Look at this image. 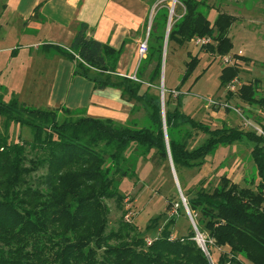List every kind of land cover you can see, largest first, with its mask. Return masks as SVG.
Returning a JSON list of instances; mask_svg holds the SVG:
<instances>
[{
  "label": "trees",
  "instance_id": "1",
  "mask_svg": "<svg viewBox=\"0 0 264 264\" xmlns=\"http://www.w3.org/2000/svg\"><path fill=\"white\" fill-rule=\"evenodd\" d=\"M180 2L184 13L171 26L167 46H182L195 37H207L210 43L200 47L203 52L218 57L231 55L227 33L235 18L218 13L211 24L198 10V2ZM160 41L157 25H152L147 64L155 53L158 59L144 91L148 65L141 66L136 80L118 75L117 52L89 37L85 24L79 26L69 51H60L75 64L74 74L93 81L97 88L119 89L123 99L140 104L151 127L130 128L67 109L34 108L14 96L5 102L0 95V264H264L262 138L234 127L210 129L182 112L181 88L197 67L196 59L185 64L174 101L173 91L165 88L163 121L160 96L150 93L151 88L158 90ZM233 56L237 61H248ZM239 73L238 63L224 66L220 87L226 88ZM258 88L257 80L242 83L236 92L227 91V98L235 95L249 106L263 108ZM183 124L189 125L190 132L176 141L171 130ZM11 126L18 128L17 141L11 139ZM197 134L205 135L203 142L189 148L188 142ZM244 138L253 144L251 159L258 179L254 189L239 187L222 175L212 189L199 187L187 195L183 192L199 235L207 233V254L197 243L192 227L185 235L172 237L176 224L172 218L148 242L146 233L158 228L161 215L150 220L145 235L123 217L116 228H109L106 201L122 209L125 195L116 183L126 176L123 168L128 153L139 151L146 156L154 151L166 163L170 158L178 175L181 169L200 168L218 146ZM178 181L180 184L179 176ZM211 246L226 249L216 262L211 258Z\"/></svg>",
  "mask_w": 264,
  "mask_h": 264
},
{
  "label": "rangeland",
  "instance_id": "2",
  "mask_svg": "<svg viewBox=\"0 0 264 264\" xmlns=\"http://www.w3.org/2000/svg\"><path fill=\"white\" fill-rule=\"evenodd\" d=\"M194 1L198 2V10L207 17L211 24L218 13H225L235 18V21L227 33L232 43L230 54L232 56L238 55L243 59H248V61L238 60L237 63L240 73L235 85L238 89L242 83H247V81L250 82L254 78L259 79L257 96H264V0ZM152 2L148 27L150 26L151 29L152 25H157V34L161 37L162 52L159 55L161 59L158 90L156 91V89L151 88L150 93L161 96V77H163L164 101L166 93L165 88L167 89L173 86L178 87L185 70V64L190 59H196V61H198L197 67L192 76L181 88V92L184 94V98H182V112L188 114L193 109L194 112L190 117L195 121L208 125L210 129H215L219 123L224 122L226 124L228 123V127H234L244 132L249 131L250 129L244 126L245 122L240 114H243L245 117L247 116L246 118L254 123L258 122H256V117H253L244 109L243 105H245V103L239 100L237 102L238 105L234 102L232 104L230 103L239 109V114L233 110L226 111L217 109L216 111L203 100L213 99L226 101L220 96L222 92L227 93L226 88H221L219 82L221 68L224 67L221 57L203 52V50L199 46H195L192 41L182 46H178L174 43H170L167 46L168 34L166 35V29L169 20L171 28L175 22L181 19L184 13V8L180 0H152ZM149 33L150 31L147 32L143 41L148 39ZM214 35H216L215 32L213 33V36ZM212 42L213 41H211V43ZM137 48H139V46ZM149 54L150 51L148 49V52L146 51L144 56L140 57L138 55L139 62L135 74L141 70V66L148 65L144 72L142 91L147 87V81L158 59V53H155L151 61L147 64L149 61ZM187 54L190 55V58L187 57ZM135 74L131 77L135 76ZM196 77H198V79L193 83ZM167 90L173 91L172 101H174L177 91L175 88ZM4 94L5 91L0 88V95L3 97ZM7 98L8 97L3 100L5 102L9 101ZM132 103L134 106L131 118L132 121L127 126L130 128L151 127V121L143 107L136 102ZM215 111H220L222 114L213 115L212 112ZM229 113H231L230 120L223 121L221 117H225V115ZM255 115H257V113ZM1 123L2 121L0 120V129ZM17 130L18 128L16 127L10 130L11 139L16 141L18 134ZM171 132L172 137L178 141L179 138L186 136V133L190 132V127L187 124H183L171 130ZM164 133H166V129ZM204 138L205 135L197 134L188 142V147L193 148L198 146L203 142ZM252 147L253 144L249 143L246 138L230 146L228 148L229 150L223 155V160L216 171H214V166H209V169H202L204 164L200 168H193L190 170L181 169L178 175L174 170L177 181L178 176L180 178L183 191H181L179 181V189L177 188L171 169L170 158L166 163L160 161L154 151H151L146 156L140 155L139 151L128 153L126 166L123 168L126 169V176L118 178V182L116 183L119 192L125 195L122 209H117L113 201H106L110 209L109 228H116L117 221L123 217L125 221L134 225L138 231L144 234L145 227L150 224V220L161 215L158 221V228L149 230L148 233H146L145 237L148 242L158 235L160 229H162L170 218L176 220L172 237L185 235L190 227L199 235L195 220H193L188 211L184 195H187V193H194L199 187H204L206 189L214 188L218 184L219 176L224 175L223 173L230 172V168L233 167L234 162L236 165H240V167L241 165L242 167L249 166ZM202 170L203 172H201ZM245 174L246 173L243 172V175L247 177L246 179H249L248 173ZM252 180L254 182L251 184L243 183L238 186H248L254 189V185L257 182H255L254 179ZM206 236L207 233L201 235L202 239L206 238ZM197 243L199 244V242ZM210 249L212 253L211 258L214 262H216L221 253L226 251L225 248H215L214 246H211ZM205 253L207 254L206 250Z\"/></svg>",
  "mask_w": 264,
  "mask_h": 264
},
{
  "label": "crops",
  "instance_id": "3",
  "mask_svg": "<svg viewBox=\"0 0 264 264\" xmlns=\"http://www.w3.org/2000/svg\"><path fill=\"white\" fill-rule=\"evenodd\" d=\"M152 3V0H0L3 99L14 96L34 108L67 109L81 116L128 125L132 121L133 103L123 99L119 89L97 88L93 81L74 74L75 64L60 51H69L79 26L85 24L89 37L117 52L116 73L131 77L138 67L137 47L150 31L148 19ZM254 80L259 85V79ZM172 88L176 86L167 89ZM220 96L228 103L238 102L235 95L228 99L222 92ZM243 106L256 117L257 124L264 126V107ZM193 112L192 109L185 114L191 116ZM230 114L221 117L222 120H230ZM228 126L221 122L216 128ZM236 143L218 146L205 157L202 169L214 166L216 171L223 155ZM249 163L240 167L234 162L230 172L223 174L237 185L251 184L252 179L257 182L252 159ZM243 172L250 178L246 179Z\"/></svg>",
  "mask_w": 264,
  "mask_h": 264
},
{
  "label": "built area",
  "instance_id": "4",
  "mask_svg": "<svg viewBox=\"0 0 264 264\" xmlns=\"http://www.w3.org/2000/svg\"><path fill=\"white\" fill-rule=\"evenodd\" d=\"M191 41H192V43L195 46H199V47H202V46L210 43V39L207 38V37H202V38L201 37H195ZM146 51H147V40H145V41H143V42H141L139 44L138 55L140 57H142V56H144V54L146 53ZM221 60H222V62L224 64V66L233 65V64H235V63L238 62L234 58V56H232V55H226L224 57H221ZM130 78L136 80L135 79V76L130 77ZM236 80L237 79H233L230 83L227 84V86H226V90L227 91L232 92V93L233 92H236V90H237V87L235 85V83L237 82ZM203 100H204V102H207L209 104V106H211L213 108L223 109V110L229 109V110L236 111L237 113L240 114L239 109L236 108V107H234L233 105H231L227 101L213 100V99H203ZM240 115H241V117L243 118V120L245 122L244 123V126L248 127L250 129L249 131H252L256 135H258L259 137H261L262 138L263 145H264V126L252 122L251 120H249L248 118H246L243 114H240ZM197 242H199V246L204 249V247H205V245H204V239H202L201 235H197Z\"/></svg>",
  "mask_w": 264,
  "mask_h": 264
},
{
  "label": "water",
  "instance_id": "5",
  "mask_svg": "<svg viewBox=\"0 0 264 264\" xmlns=\"http://www.w3.org/2000/svg\"><path fill=\"white\" fill-rule=\"evenodd\" d=\"M172 12V10H171ZM169 25H170V20L168 22V25H167V29H166V35L168 34L169 32ZM165 45H166V41H165ZM161 88H160V92H161V96H160V101H161V108H162V116H163V121H164V111H163V94H164V89H163V77H161ZM164 130H165V126H164ZM166 142H167V138H166ZM170 164H171V169H172V173H173V176H174V180L176 182V185H177V188L179 189V185H178V181L176 179V175H175V172H174V168H173V165H172V162H171V159H170ZM186 207V206H185ZM191 219V217H190ZM202 248V247H201ZM202 250L205 252V250L202 248Z\"/></svg>",
  "mask_w": 264,
  "mask_h": 264
},
{
  "label": "bare ground",
  "instance_id": "6",
  "mask_svg": "<svg viewBox=\"0 0 264 264\" xmlns=\"http://www.w3.org/2000/svg\"><path fill=\"white\" fill-rule=\"evenodd\" d=\"M169 28H170V25H169Z\"/></svg>",
  "mask_w": 264,
  "mask_h": 264
}]
</instances>
